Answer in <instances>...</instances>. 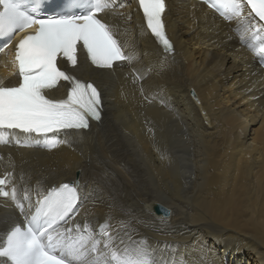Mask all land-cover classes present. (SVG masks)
Returning <instances> with one entry per match:
<instances>
[{
	"label": "bare ground",
	"instance_id": "1",
	"mask_svg": "<svg viewBox=\"0 0 264 264\" xmlns=\"http://www.w3.org/2000/svg\"><path fill=\"white\" fill-rule=\"evenodd\" d=\"M192 5L168 0L167 55L128 14L133 4L118 7L125 28L114 30L130 67L81 74L103 93L102 123L52 153L4 149L0 172L30 187L76 180L90 196L79 221L108 223L121 250L176 264H264V72L224 24ZM0 74H8L1 64ZM154 204L169 217L153 215ZM8 212L0 203V228Z\"/></svg>",
	"mask_w": 264,
	"mask_h": 264
},
{
	"label": "snow or ice",
	"instance_id": "2",
	"mask_svg": "<svg viewBox=\"0 0 264 264\" xmlns=\"http://www.w3.org/2000/svg\"><path fill=\"white\" fill-rule=\"evenodd\" d=\"M42 3L43 0H0V37L7 41L0 52L18 31L35 29L15 49L12 63L18 86H7L0 81V144L9 142L4 138L5 130H9V138L17 135L10 130H19L24 134L23 146H31L35 139L32 134L44 140L58 139L61 132L64 137L73 134L66 130L76 133L88 130L89 118L102 120V99L97 87L80 81L59 66L64 60L76 66L78 43H82L88 60L96 68L112 69L113 63L120 60L131 62L111 29L97 18L98 13L112 6V0H65L56 16L47 17L40 15ZM138 4L152 37L165 52H174L163 22L165 0H138ZM223 6L209 3L217 11ZM226 7L236 17L241 16L243 9L250 8L264 21V0H228ZM76 8L81 9L80 14L73 11ZM221 15L231 19L225 12ZM260 52L264 62V47ZM60 81H66L71 87L66 99L54 100L49 91L57 89ZM49 133L55 135L49 137ZM7 183L0 178V197L11 198L21 207L16 188L13 186L9 192ZM79 193L80 187L75 181L63 183L43 195L36 214L31 219L26 217L25 225H9L5 229L6 240L0 242V264H155L147 258L146 250L135 247L121 250L114 246L110 236L104 241L103 251L95 240L90 245L81 242L77 248L69 247L67 239L72 230L58 229L61 222L67 223L72 218L80 202ZM76 229L80 230V225ZM92 253L100 255L93 258Z\"/></svg>",
	"mask_w": 264,
	"mask_h": 264
},
{
	"label": "water",
	"instance_id": "3",
	"mask_svg": "<svg viewBox=\"0 0 264 264\" xmlns=\"http://www.w3.org/2000/svg\"><path fill=\"white\" fill-rule=\"evenodd\" d=\"M150 212L153 213L155 216L160 218H168L170 215V211L160 205H152L149 208Z\"/></svg>",
	"mask_w": 264,
	"mask_h": 264
}]
</instances>
